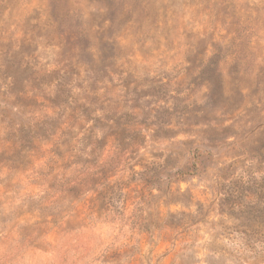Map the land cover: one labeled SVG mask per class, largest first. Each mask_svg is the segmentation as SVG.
<instances>
[{
	"label": "rangeland",
	"instance_id": "rangeland-1",
	"mask_svg": "<svg viewBox=\"0 0 264 264\" xmlns=\"http://www.w3.org/2000/svg\"><path fill=\"white\" fill-rule=\"evenodd\" d=\"M108 76L149 137L60 196L16 135ZM263 242L264 0H0V264H264Z\"/></svg>",
	"mask_w": 264,
	"mask_h": 264
},
{
	"label": "trees",
	"instance_id": "trees-1",
	"mask_svg": "<svg viewBox=\"0 0 264 264\" xmlns=\"http://www.w3.org/2000/svg\"><path fill=\"white\" fill-rule=\"evenodd\" d=\"M100 80L104 86L92 85V78L85 81V86H79L81 93L70 96V101L63 100L61 104L57 102L52 106L53 116H36L30 112V126L28 139L26 135H16L13 147L23 148L27 143L26 154L18 152V166H25L27 158L34 156L44 160V166H49L46 173L40 176L42 181L49 182L51 191L65 195L70 189L77 188L83 193L89 192L96 179L104 180L108 167L129 166L132 155L141 149L147 142L148 135L145 131L150 130L148 120L142 118L143 113L134 112L127 119L124 115H119L122 111H127L129 106L122 104L113 105L111 94L114 79L109 77ZM23 97H27V92H22ZM35 96V95H34ZM26 107V104L22 105ZM114 111H118L115 113ZM94 123V124H92ZM12 131L22 132L24 127L9 125ZM103 128H107L106 135L108 143L103 145L100 133ZM40 130L41 132H36ZM78 132V133H77ZM47 136L43 137V135ZM101 138V139H100ZM41 142L50 145L44 149ZM74 142L82 144V148H77ZM87 146V147H86ZM8 148H4L7 150ZM25 151V150H24ZM108 152L104 160L102 156ZM91 158L92 160H90ZM94 158V159H93ZM64 166H93L92 168L79 169V177L71 186L62 169ZM99 166V167H98ZM103 168L101 172L99 169ZM98 170V171H96ZM107 199V198H106ZM264 243V242H263Z\"/></svg>",
	"mask_w": 264,
	"mask_h": 264
}]
</instances>
